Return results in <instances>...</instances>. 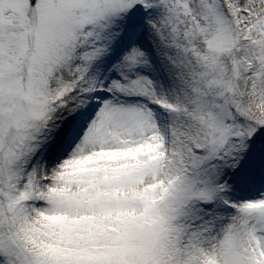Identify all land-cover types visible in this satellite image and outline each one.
Returning a JSON list of instances; mask_svg holds the SVG:
<instances>
[{
	"label": "snow or ice",
	"instance_id": "obj_1",
	"mask_svg": "<svg viewBox=\"0 0 264 264\" xmlns=\"http://www.w3.org/2000/svg\"><path fill=\"white\" fill-rule=\"evenodd\" d=\"M0 264H264V0H0Z\"/></svg>",
	"mask_w": 264,
	"mask_h": 264
}]
</instances>
